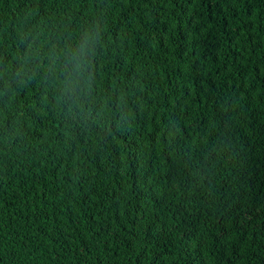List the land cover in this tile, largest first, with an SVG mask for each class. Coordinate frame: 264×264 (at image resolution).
<instances>
[{"label": "trees", "instance_id": "16d2710c", "mask_svg": "<svg viewBox=\"0 0 264 264\" xmlns=\"http://www.w3.org/2000/svg\"><path fill=\"white\" fill-rule=\"evenodd\" d=\"M0 264H264V0H0Z\"/></svg>", "mask_w": 264, "mask_h": 264}]
</instances>
